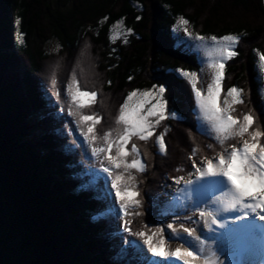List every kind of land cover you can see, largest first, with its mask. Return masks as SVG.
Segmentation results:
<instances>
[{
  "label": "trees",
  "instance_id": "1",
  "mask_svg": "<svg viewBox=\"0 0 264 264\" xmlns=\"http://www.w3.org/2000/svg\"><path fill=\"white\" fill-rule=\"evenodd\" d=\"M181 17L195 37H240L237 55L224 62L221 96L240 89L243 103L233 105L232 114L242 119L250 112L254 127L264 129V70L258 65L264 0H0V264H141L147 259L135 233L147 238L160 229L168 246V225L197 226L193 201L175 207V216H162L160 198L237 141L221 147L199 131L195 93L180 70L198 75L200 65L174 37ZM119 24L125 34L114 36ZM53 42L58 48L48 52ZM74 78L81 90L97 93L96 102L80 110L100 120L95 145L82 134L86 125L70 114L76 112L69 95ZM161 86L172 118L155 127L154 139L132 137L126 146L137 145L145 171L129 170L140 204L125 215L116 189L115 200L105 178L94 180L90 161L84 163L73 142L67 145L75 135L67 127L76 123L91 151L104 147L103 134L111 131L114 140L123 127L116 117L128 94ZM161 134L165 152L157 143ZM111 152L95 159L101 170L110 168L112 183L116 174H127L123 168L114 173L106 159ZM117 183L123 187L124 181ZM159 239L157 233L153 241Z\"/></svg>",
  "mask_w": 264,
  "mask_h": 264
},
{
  "label": "snow or ice",
  "instance_id": "2",
  "mask_svg": "<svg viewBox=\"0 0 264 264\" xmlns=\"http://www.w3.org/2000/svg\"><path fill=\"white\" fill-rule=\"evenodd\" d=\"M19 23V21H17ZM179 24L184 26L187 32L188 21L183 17L179 19ZM130 34V30H128ZM189 35H191L189 33ZM196 40L203 41L205 37L197 35ZM211 40L217 45L216 51L220 54L219 58L209 67L212 69L211 83L207 85V95H202V90L197 89V73L180 70V74L184 76L192 85V90L195 93L196 103L212 130L216 133V139L221 147L228 140H235L228 148L218 153L214 159H207L206 163H202L201 167H197L199 173L197 179L203 180L206 178H219L216 183L221 185V191L227 189L222 197L218 198L224 212H239L244 211L243 216L236 217L238 220L249 219L248 213L257 215L264 213V129L254 127L255 117L249 112L241 117L234 116L235 112L233 105L243 103L241 99V90L235 87L227 90V96L231 97V103L224 101L225 107H220L218 100L221 93L222 81L224 78V62L230 60L237 55L234 50L240 42L238 35H225L221 38L212 36ZM127 42V41H125ZM261 69L264 70V54L259 57ZM76 83L75 92H72L69 87V95L71 101L76 108L75 113L81 123L87 127L86 132H82L85 139L92 145L98 140L96 125L100 122L95 115L83 114L80 110L84 109L91 103L96 102L97 93L83 91ZM165 92L164 87H159V98L153 95V92L145 91L141 93L143 97H153L156 103L148 109L146 115H142L144 108L143 102L129 104L137 97L138 91H132L128 94L126 101L119 109V115L116 117V124L122 125V129H117V137L112 140V132H106L102 136L104 147H92L93 155L99 156L101 153H110L115 145V154L106 155L111 168L120 169L127 174L126 177L121 174H116L113 179L112 187L116 189L117 197L122 201L121 207L128 215L129 206H139L140 201L136 199L139 195L135 188L136 177L129 171L135 169L137 172L145 171V165L139 159V149L135 143H132L130 151L126 150L132 137H137L141 141H147L153 136V129L160 124L161 121L167 119V101L163 97ZM156 117L155 122L149 120V117ZM157 143L161 152L166 151V145L163 139V134L157 137ZM134 154V155H133ZM132 155L129 162L128 157ZM215 160V162H214ZM103 171L112 175L109 167H104ZM182 179V178H181ZM181 179H177L176 184L181 183ZM124 181L123 187L118 185V181ZM192 180L186 182L191 185ZM199 215L203 217H211V223L217 224L216 213L212 211H200ZM259 219L264 221V215H259ZM207 223V221H206ZM223 226V225H220ZM173 233H176V228L173 225H168ZM184 233L192 237L200 245H204V241L196 234L195 229H190L181 225ZM127 231L128 228L126 227ZM211 231V228H209ZM160 233L158 243L153 241V237ZM178 234V233H177ZM135 235L144 238L146 233L141 231ZM148 251L154 257L161 259L174 258L182 261V264H218L219 258L215 251H209L208 255H203V248L194 250L191 247H185L183 244L170 251L167 246V241L163 237L162 230L157 229L152 236H148L143 240Z\"/></svg>",
  "mask_w": 264,
  "mask_h": 264
},
{
  "label": "rangeland",
  "instance_id": "3",
  "mask_svg": "<svg viewBox=\"0 0 264 264\" xmlns=\"http://www.w3.org/2000/svg\"><path fill=\"white\" fill-rule=\"evenodd\" d=\"M174 37L177 39V44L182 45L185 49H187L190 53L194 54L198 59L200 65V72L197 75V89L202 90V95H207V85L211 83L212 77V69L209 67L213 62H215L219 58V53L216 51L217 45L213 43L210 37H205L203 41L196 40L195 36L191 34L190 31L185 32L184 26L179 24V20L176 22L173 27ZM189 33L191 35H189ZM125 32L120 24L117 25L114 36H122ZM57 44L55 42L46 46V50L48 52H55L57 50ZM258 65L260 67V60L258 59ZM72 69V68H71ZM260 71V69H259ZM184 77V76H183ZM75 92V89H73ZM153 95L156 98H159V90H151ZM138 93L137 97L133 98V101L129 102V104L143 102L144 111L142 115H146L149 108L152 107L153 104L156 103V99L153 97H143ZM222 87L221 93L218 100V104L220 107H225L224 101L227 99L229 103H231V97H228L227 94L222 97ZM196 100V99H195ZM73 104V103H72ZM57 107L53 108V111H57ZM166 115L168 118H172V115L166 111ZM195 115L199 124V131L201 134L210 138L212 141L216 140V133L212 130L211 125L204 120L202 113L196 103L195 107ZM156 117H149V120L154 121ZM166 120V119H165ZM163 120V121H165ZM58 125H55V128H61L65 123V120L62 119ZM161 121V122H163ZM121 127V126H120ZM46 129V128H45ZM68 135H72V132L75 131L74 140L68 138L66 140L67 145L69 142H73V149L80 150L79 153L82 154V157L85 160V164H87L86 159L90 161L87 164L86 168L88 172L93 175V179L96 178H105V184L108 186V191L113 194V198L115 199L114 188L112 187V183L110 179L107 178L106 172L102 171L101 168L97 167V160L95 159V155H93L91 151V147L83 140V137L79 134V132L74 128L71 123L70 127H67ZM156 129H153V136L150 137L151 140L154 139V135L156 134ZM46 131H50V128L47 127ZM39 131H34V134H38ZM116 139L117 135H113ZM31 137V136H30ZM66 137V136H65ZM149 138V139H150ZM114 139V140H115ZM219 142V141H218ZM128 150V148H126ZM230 151V149H229ZM112 155L115 154V145L112 148ZM155 156L152 155L149 157L148 161H153ZM215 162V160H214ZM202 163H206L202 161L198 166L194 167L195 173L189 178L193 181L191 185H187V179L184 182H181L178 185H174L168 189H166V194L164 198H162L163 203L168 208L172 206L174 203H177L182 199H190L195 198V207L199 205L204 207L207 199H212V206L209 211L216 213V218L218 223L212 224L211 217H201L198 228L195 229L196 234L199 235L200 239L204 241V245H200L196 240L192 237H189L187 233L178 232L173 233L170 230L168 232L173 237V241L171 245V250H175L180 247L182 244L185 247H191L194 250L203 248V255H208L209 251H215L217 257L219 258L218 264H264V244H263V236H264V221L263 224H259V221H251L252 219L256 220V216L264 215V213H258L257 215H253L252 213H248L249 219L238 220L236 217L243 216L245 214L244 211L239 212H224L218 203V198L224 195V192L227 189L221 191V185L217 184L216 181L219 178H206L203 180H198L197 177L199 173H197V167H201ZM82 164V163H81ZM83 165V164H82ZM85 167V165H83ZM83 168V167H82ZM118 169L115 168L116 173ZM82 173V172H81ZM187 178V177H184ZM182 178V179H184ZM87 181V180H86ZM88 182V181H87ZM138 197H136L137 199ZM116 200V199H115ZM207 221V223H206ZM204 223L205 225H202ZM223 225V226H220ZM211 228V231L209 230ZM181 231V229L179 230ZM262 235V238L255 235ZM165 234V233H164ZM146 238V237H145ZM144 238L138 236L135 238L138 246L143 249L146 254V259L155 260L158 259L162 261V264H182V261L176 260L174 258L170 259H161L158 257H154L149 255V251L145 247L143 242ZM246 244V245H245ZM228 255V258H227ZM147 260H143L141 264H147Z\"/></svg>",
  "mask_w": 264,
  "mask_h": 264
},
{
  "label": "clouds",
  "instance_id": "4",
  "mask_svg": "<svg viewBox=\"0 0 264 264\" xmlns=\"http://www.w3.org/2000/svg\"><path fill=\"white\" fill-rule=\"evenodd\" d=\"M52 112H56V111H53V109H52ZM60 122H62L61 120H60ZM60 122H58L57 124H54V128H55V125H58ZM63 127V126H62ZM61 127V128H62ZM50 128V130L52 129L51 127H49ZM61 128H55V129H61ZM74 128L76 129L77 128V125H76V123H74ZM103 171V170H102ZM194 173H195V171H194ZM193 173V174H194ZM107 175V174H106ZM191 177V176H190ZM190 177H187V178H184V179H182L181 180V182H184V181H186L187 179H189ZM107 178H108V176H107ZM174 185H178V184H174ZM173 186V185H172ZM171 186V187H172ZM168 188H170V187H168ZM168 188H166V189H168ZM165 194H166V191H165ZM165 194L164 195H162V197L160 198V203L161 204H163L164 206H165V204L163 203V200H162V198H164V196H165ZM194 199L195 198H188V199H182V200H179L177 203H174L172 206H170L169 208L167 207V206H165V210H164V214H162V216H167V215H170V216H175L176 215V213H174L173 212V209L175 208V207H177V206H184V204L186 203V202H188V201H193V203H192V209L194 210V214L196 215V213H198V215H199V213H200V211H209L210 209H211V206H212V199H207V202H206V204H205V206L204 207H201L200 205L198 206V207H195V201H194ZM188 200V201H187ZM120 215V214H119ZM200 218H201V216L199 215V221H198V224H197V226L195 227V228H193V229H196V228H198V225H199V223H200ZM259 224H262V222L261 221H259ZM202 225H205L204 223H202ZM168 230H170L171 232H173L172 231V229L171 228H168L167 229V233L169 234V236H170V245H171V242H174L173 241V237L171 236V234L168 232ZM180 229H178L177 231L178 232H183V230L181 229V231H179ZM178 232H176V233H178ZM255 235H257L256 233H255ZM257 236H259V237H261L262 238V235L260 236V235H257ZM135 238H138V237H133V239L135 240ZM263 244H264V240H263ZM246 245V244H245ZM169 248V250L170 251H174V250H171V246L170 247H168ZM143 250V249H142ZM148 250V249H147ZM144 252V251H143ZM145 253V252H144ZM149 255H151L152 256V254L149 252L148 253ZM145 256H146V254H145ZM227 258H228V255H227ZM147 260H148V262H151V263H158V264H162V261H160V260H158V259H155V260H149L148 258H147Z\"/></svg>",
  "mask_w": 264,
  "mask_h": 264
},
{
  "label": "bare ground",
  "instance_id": "5",
  "mask_svg": "<svg viewBox=\"0 0 264 264\" xmlns=\"http://www.w3.org/2000/svg\"><path fill=\"white\" fill-rule=\"evenodd\" d=\"M257 218H256V220L255 219H252L251 221H259V218H258V216H256ZM263 240H264V236H263ZM263 242V241H262Z\"/></svg>",
  "mask_w": 264,
  "mask_h": 264
}]
</instances>
